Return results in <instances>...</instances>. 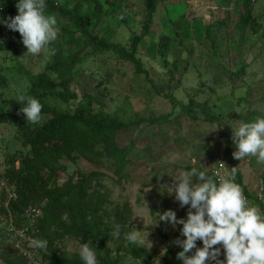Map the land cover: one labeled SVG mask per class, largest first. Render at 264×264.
I'll use <instances>...</instances> for the list:
<instances>
[{
    "label": "rangeland",
    "instance_id": "374dc122",
    "mask_svg": "<svg viewBox=\"0 0 264 264\" xmlns=\"http://www.w3.org/2000/svg\"><path fill=\"white\" fill-rule=\"evenodd\" d=\"M101 1L102 12L94 18L91 29L111 42L130 48L131 37L139 35L142 29L138 13L142 9L141 0H123L120 9L117 7L119 0ZM236 1L160 0L154 25L141 40L137 55L149 73L148 78L143 72L136 71L132 61L121 59L113 51H98L95 55H85L87 57L77 66L84 71L69 84L71 91L77 94L70 99V107L87 92L93 96L96 107L110 111L122 121L137 117L156 120L153 124L144 121L117 132V143L126 148L130 159L124 177H111L104 166L82 156L63 159L65 168L59 170L57 176V182L63 184L81 172H103V180L111 190L112 206L128 202L132 212L127 223L130 231L137 229L142 236L148 235L151 247L141 248L151 264L173 262V253L181 250L175 243L177 238L183 239L179 231L181 225L156 222L158 214L169 209L175 211L177 218H186L188 207H180L174 193L169 195L165 191L174 183V176L188 171L195 164L207 171L214 169L224 156L225 144L220 129L231 138V124L235 127L247 123L243 116L264 106V0L252 4L253 16L262 24L257 30L251 24L243 28L238 22L245 8L237 6ZM76 4L77 0H71L69 5ZM87 8L84 4L79 10L84 13ZM121 13L128 15V22L121 19ZM51 15L57 19V39L36 56L26 53L21 36L15 35L5 25V37L17 42L18 46L13 51L0 48V77H5L0 83L1 104L2 101L8 102L10 108L12 97L24 91L30 76L44 68L55 50L63 55L79 49L82 55L90 51V46L81 51L84 36L72 20L55 13ZM208 26L210 37H207ZM163 34L171 38L169 65L161 63L157 52V44ZM191 46L193 52H190ZM173 62L177 65L175 76L169 71ZM244 65L245 71L238 73ZM22 66L26 70H21ZM150 78L155 80L157 91ZM191 100L201 104L207 102L216 113L221 107L226 115L219 117L220 123L209 121L199 109L197 118L190 117L182 105L189 104ZM48 117L41 113L38 124ZM14 124L12 121L0 123L2 153L5 145V150L19 151L20 143L13 136ZM232 150H235L233 141ZM237 164L247 190L258 194L259 187L264 185V163H257L255 157L247 156L237 159ZM227 168L225 166L226 172ZM45 204L46 199L39 205ZM249 204L260 207L254 198L249 199ZM6 239L13 246L12 237L7 234ZM119 242H125V249L118 250ZM81 244L70 239L64 247L70 254L78 253ZM108 245L113 255L131 259L132 264H146L131 254L124 236H111ZM201 246L202 242L197 240L196 247ZM14 250L23 255L21 250ZM27 258L28 264H42L30 256ZM217 260H224L222 248ZM0 264L5 263L0 260ZM208 264H216V261Z\"/></svg>",
    "mask_w": 264,
    "mask_h": 264
},
{
    "label": "trees",
    "instance_id": "16d2710c",
    "mask_svg": "<svg viewBox=\"0 0 264 264\" xmlns=\"http://www.w3.org/2000/svg\"><path fill=\"white\" fill-rule=\"evenodd\" d=\"M71 0H46L47 14H58L72 20L84 36L81 51L91 47L90 51H75L69 55H63L59 50H55L44 68L31 75L29 83L22 93L12 97L10 108L8 102L0 101V123L15 122L14 138L20 143L19 151L10 152L5 150V164L0 165V183L2 178H7L8 182L14 186L15 198H10L7 202V192L0 185V260L5 264H28L26 256L17 254L9 243H7V230L5 226L6 217L12 215L15 224L26 222V218L21 214L29 204H40L46 199L43 206L42 215L38 217L36 226L38 228L37 239L46 241V251L41 252L38 260L42 264H82L78 253H68L65 242L70 239L78 240L81 243H88L96 253L97 264H132L131 259L113 255L109 247V239L115 225H120V235L130 231L127 226L131 218V205L128 202L121 206H112L110 203L111 190L105 184L101 171H92L88 174L83 172L74 178L71 176L63 184L57 182L58 171L65 168L62 160L65 158H75L82 156L85 159L104 166L110 171L111 177L116 179L125 176L127 164L130 159L127 156L126 148H121L117 143V132L130 126L138 125L144 121L153 124L156 120L151 117H137L129 121H122L117 115L110 111L95 106L94 98L87 92L78 103L69 106L71 98L77 94L70 89V82L80 75L84 70L77 68L84 61L86 54L95 55L104 51H113L120 55L125 61H132L136 71L143 72L148 78V71L145 70L138 57L140 42L144 36L148 35L154 25L155 14L159 9L160 0H141L142 9L140 14L141 32L134 35L130 40V48L120 43L111 42L106 36H99L98 32L91 29L94 18L102 12L103 3L101 0H77L76 6H71ZM249 0H241L247 9V14L241 17L240 24L244 28L248 24L254 30L261 27L248 8ZM7 8L0 12V17L14 16L17 12L16 0H0ZM87 5V9L82 13L79 8ZM123 6V0H119L117 7ZM121 19L128 22V15L121 13ZM5 25L0 24V48L5 50H15L17 42L5 37ZM10 30V29H9ZM20 35L18 31H14ZM207 37H210V26L207 28ZM171 38L163 34L157 44L159 60L163 64H168V55ZM55 43V41L53 42ZM58 47V42H56ZM194 48L191 46L190 52ZM176 62L169 71L175 76L177 70ZM244 65L239 72H244ZM21 70H26L23 66ZM24 72V71H23ZM29 72V71H26ZM33 76V77H32ZM0 77V83L5 78ZM149 81L158 90L155 80ZM20 95H26L37 99L42 105L41 113H46L48 119L38 125L26 123L24 114L20 111L22 105L17 101ZM174 101L175 98L171 97ZM6 106L7 108H4ZM183 111L190 117L197 118L199 109L206 114L209 121L220 123L219 117L223 113L221 107L216 113L207 102L203 104L191 100L189 104L182 105ZM251 110L244 115L246 122H251L261 115L259 109ZM12 112V115L10 114ZM12 117V118H11ZM225 149L223 160L228 167V174L231 168L237 169L234 182L239 185L242 193L250 195L247 187L243 183V176L238 168L237 159L233 158L232 139L220 129ZM17 161L19 163L17 164ZM194 167L201 168L197 164ZM191 169V167H190ZM203 169V168H201ZM108 171V172H109ZM212 171H208L211 175ZM127 174V173H126ZM129 251L146 264H151L146 253L141 247H135L126 241ZM126 246V249L128 248ZM41 249V248H40ZM125 249V242H119L118 250ZM181 251V250H180ZM173 253V262L164 264H181ZM192 253H190L191 255Z\"/></svg>",
    "mask_w": 264,
    "mask_h": 264
},
{
    "label": "clouds",
    "instance_id": "9594fccd",
    "mask_svg": "<svg viewBox=\"0 0 264 264\" xmlns=\"http://www.w3.org/2000/svg\"><path fill=\"white\" fill-rule=\"evenodd\" d=\"M236 2L237 6L245 8V12L240 15V23L241 17L247 14V9L240 3L241 0ZM248 2V8L253 15L252 4L257 0ZM15 6L16 14L7 18L0 17V24L19 32L20 35L17 36H21L26 53L39 55L42 49L56 41L57 19L51 14L45 15L46 0H16ZM6 9L1 2L0 12ZM17 101L22 105L20 111L24 114L26 123L38 124L41 120L40 102L26 95H20ZM259 111L261 115L251 122L235 127L231 124V138L235 145L232 154L234 159L241 160L252 156L257 163H264V107ZM2 149L0 147L1 166L5 164ZM236 172L237 169L232 167L230 174L226 172L221 175L212 171L209 175L206 169L192 167L174 176V183L165 190L169 195L174 193V199L180 207H188L186 218H177L175 211L171 209L156 217V222L159 220L173 226L181 225L179 231L183 239L177 238L175 241L181 248L176 254L181 264H208L209 261H216V264H264V215L260 210L263 206L251 192L250 195L260 207L255 208L248 203L241 188L234 182ZM0 185L6 189L8 195L9 191L15 192L7 178L3 177ZM7 198L6 204L10 198L15 197ZM8 221L9 217H6V230ZM110 235L118 237L120 225H115ZM147 237L142 236L137 229L124 234V239L138 248L151 247ZM197 240L202 242L201 247H196ZM221 248L224 260L218 261ZM78 256L82 264H97L96 253L88 243L81 244Z\"/></svg>",
    "mask_w": 264,
    "mask_h": 264
},
{
    "label": "built area",
    "instance_id": "2783aa9c",
    "mask_svg": "<svg viewBox=\"0 0 264 264\" xmlns=\"http://www.w3.org/2000/svg\"><path fill=\"white\" fill-rule=\"evenodd\" d=\"M211 171H217L221 175L226 174L224 161L220 160ZM259 189L258 194L255 196L261 204H264V185L260 186ZM242 194L249 203V197L244 193ZM9 197H16V193L9 191ZM260 210L264 215V207H260ZM42 212V205L29 204L21 214L26 218V222L16 225L11 216L9 217L7 225L8 234L13 239V247L16 248V250H21V254L24 256L34 258L36 262H39L38 260L41 258V252H45L47 248L46 241H39L36 236L38 232L36 221L38 217L42 215Z\"/></svg>",
    "mask_w": 264,
    "mask_h": 264
}]
</instances>
